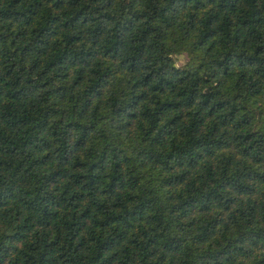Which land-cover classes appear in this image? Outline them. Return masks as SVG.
Instances as JSON below:
<instances>
[{"label": "trees", "instance_id": "obj_1", "mask_svg": "<svg viewBox=\"0 0 264 264\" xmlns=\"http://www.w3.org/2000/svg\"><path fill=\"white\" fill-rule=\"evenodd\" d=\"M0 264H264V0H0Z\"/></svg>", "mask_w": 264, "mask_h": 264}, {"label": "rangeland", "instance_id": "obj_2", "mask_svg": "<svg viewBox=\"0 0 264 264\" xmlns=\"http://www.w3.org/2000/svg\"><path fill=\"white\" fill-rule=\"evenodd\" d=\"M188 53L186 51L175 54V59L178 63L183 64L188 60Z\"/></svg>", "mask_w": 264, "mask_h": 264}]
</instances>
